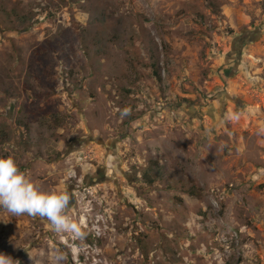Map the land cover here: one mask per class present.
Returning a JSON list of instances; mask_svg holds the SVG:
<instances>
[{"label":"rangeland","instance_id":"rangeland-1","mask_svg":"<svg viewBox=\"0 0 264 264\" xmlns=\"http://www.w3.org/2000/svg\"><path fill=\"white\" fill-rule=\"evenodd\" d=\"M7 157L86 234L0 208L13 264H264V0H0Z\"/></svg>","mask_w":264,"mask_h":264},{"label":"clouds","instance_id":"clouds-1","mask_svg":"<svg viewBox=\"0 0 264 264\" xmlns=\"http://www.w3.org/2000/svg\"><path fill=\"white\" fill-rule=\"evenodd\" d=\"M235 118L239 119V114ZM69 199V195L65 193H45L38 190L19 170L13 158H0V208L17 216L27 214L46 218L56 233H70L73 239L82 240L86 236L85 232L65 214ZM73 253L75 255V249ZM28 254L31 258V253ZM64 259L63 253L57 254L58 262ZM0 264H13V259L0 253Z\"/></svg>","mask_w":264,"mask_h":264},{"label":"water","instance_id":"water-1","mask_svg":"<svg viewBox=\"0 0 264 264\" xmlns=\"http://www.w3.org/2000/svg\"><path fill=\"white\" fill-rule=\"evenodd\" d=\"M261 33H262L261 31L257 30L249 39L251 41L256 40V39H258L260 37ZM243 41H246V39H243Z\"/></svg>","mask_w":264,"mask_h":264},{"label":"trees","instance_id":"trees-1","mask_svg":"<svg viewBox=\"0 0 264 264\" xmlns=\"http://www.w3.org/2000/svg\"><path fill=\"white\" fill-rule=\"evenodd\" d=\"M147 174H148V173H147ZM189 193L192 194V195H196V194H197V192H196L194 189L191 190Z\"/></svg>","mask_w":264,"mask_h":264}]
</instances>
